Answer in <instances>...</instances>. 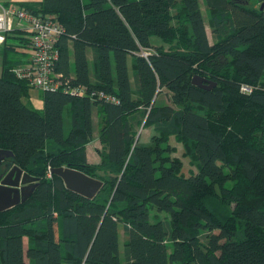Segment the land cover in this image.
I'll return each mask as SVG.
<instances>
[{
    "label": "trees",
    "instance_id": "1",
    "mask_svg": "<svg viewBox=\"0 0 264 264\" xmlns=\"http://www.w3.org/2000/svg\"><path fill=\"white\" fill-rule=\"evenodd\" d=\"M203 1L212 42L200 0L20 2L65 27L54 67L61 80L119 102L60 88L41 90L43 108L32 107L25 101L32 86L12 71L30 57L29 39L18 30L7 35L0 150L39 185L0 212V264H264L262 0ZM195 75L216 85H195ZM163 91L169 99L157 103ZM94 108L98 164L86 151ZM143 122L156 132L148 144L135 142ZM170 135L196 166L188 175ZM60 166L104 187L92 200L70 191L52 172Z\"/></svg>",
    "mask_w": 264,
    "mask_h": 264
},
{
    "label": "built area",
    "instance_id": "2",
    "mask_svg": "<svg viewBox=\"0 0 264 264\" xmlns=\"http://www.w3.org/2000/svg\"><path fill=\"white\" fill-rule=\"evenodd\" d=\"M15 30L29 39L32 52L27 62L12 69L18 79L27 81L42 91L63 88L73 96L89 95L109 102H119L113 94L89 91L85 85L73 86L68 79L61 80L62 75L56 73L54 67L59 59L57 41L64 35L65 27L54 16L37 15L17 1L0 3V48L7 35ZM143 54L147 56L148 52Z\"/></svg>",
    "mask_w": 264,
    "mask_h": 264
},
{
    "label": "water",
    "instance_id": "3",
    "mask_svg": "<svg viewBox=\"0 0 264 264\" xmlns=\"http://www.w3.org/2000/svg\"><path fill=\"white\" fill-rule=\"evenodd\" d=\"M261 9H264V0L261 2ZM193 84L202 88L212 89L216 83L207 78L195 75ZM6 152L0 150V154ZM9 159V166L4 176L0 178V212L11 209L20 203L27 201L39 185V177L30 175L20 166L14 164L12 152H6ZM52 172L58 176L65 187L87 199H94L104 187L105 182L100 178L93 177L82 170L70 166L53 168Z\"/></svg>",
    "mask_w": 264,
    "mask_h": 264
},
{
    "label": "rangeland",
    "instance_id": "4",
    "mask_svg": "<svg viewBox=\"0 0 264 264\" xmlns=\"http://www.w3.org/2000/svg\"><path fill=\"white\" fill-rule=\"evenodd\" d=\"M10 1H17V2H27L28 0H0V3H5V2H10ZM253 2H256V0H253ZM205 7H203V11L206 14V10H204ZM204 14V18H205V22L207 23V30H208V35L211 41H213L212 38V32H211V24H210V20H209V16L208 14L205 15ZM155 40L160 42L161 40L157 37H155ZM30 50V49H29ZM129 71H130V75H131V79L134 78L135 75V69L131 67V64L129 66ZM0 74H1V65H0ZM29 99H26L25 101L27 103H29V105H31L34 108H38L41 109L43 108V100H42V96H41V90L33 87L30 90V96L28 97ZM169 99V95L166 94L165 91H163L159 96H158V101H163V102H167ZM95 111H97V109H94ZM94 137L93 140L91 142H94L92 145L93 147L91 148V153H90V158L91 160L94 159V156H96V151L98 150V148H101V144H100V139H99V135H98V126H97V122H98V117L94 116ZM64 125H65V133H68L69 128L71 126V121H70V116L68 114V111L65 112V117H64ZM156 134L153 126H148V125H144V122L139 126L138 128V134L136 137V141H139L142 144H148L150 143L151 139L153 138V136ZM99 140V141H98ZM169 140L172 144V146H174L175 148V155L178 156L179 158L182 159L183 161V172L188 175L190 172L195 171L196 170V166L192 160V158L188 157L185 155V150H184V145L183 143L178 139V137H176L175 135H170L169 136ZM124 232L122 230V227H120V246L121 249L123 248V242H124ZM170 264H177V263H170Z\"/></svg>",
    "mask_w": 264,
    "mask_h": 264
},
{
    "label": "crops",
    "instance_id": "5",
    "mask_svg": "<svg viewBox=\"0 0 264 264\" xmlns=\"http://www.w3.org/2000/svg\"><path fill=\"white\" fill-rule=\"evenodd\" d=\"M29 1H39V0H28L27 2H29ZM200 4H201V9H202V11H203V7H205V4H204V1L203 0H200ZM204 10H206L207 11V9H206V7L204 8ZM203 14H205L204 13V11H203ZM206 14H207V12H206ZM205 14V15H206ZM206 28H208V26H207V23H206ZM208 31V30H207ZM158 42V41H157ZM212 42V41H211ZM159 43V42H158ZM31 54H32V52H31V50H30V56H31ZM87 54H88V59H89V66H90V69H91V74H93L94 73V62H93V51H92V49L91 48H89L88 49V52H87ZM130 64H131V67L132 68H134V66H133V57L132 56H130L129 57V66H130ZM134 77H135V75H134ZM132 81H134V78L132 79ZM95 109V108H94ZM66 111H68V110H65V112ZM68 114H69V111H68ZM64 116H65V113H64ZM69 116H70V114H69ZM93 116H98V113H97V111H93ZM94 119H95V117H94ZM70 121H71V117H70ZM97 126H98V122H97ZM99 141V140H98ZM100 142V141H99ZM94 142H90V143H88L87 145H86V151H87V157H88V161L90 162V163H94V164H98V163H100V155H99V153L96 151V156H94V159L93 160H91V158H90V153H91V148L93 147V144ZM101 144V143H100ZM146 144V143H145ZM25 240L27 241V238H25Z\"/></svg>",
    "mask_w": 264,
    "mask_h": 264
},
{
    "label": "flooded vegetation",
    "instance_id": "6",
    "mask_svg": "<svg viewBox=\"0 0 264 264\" xmlns=\"http://www.w3.org/2000/svg\"><path fill=\"white\" fill-rule=\"evenodd\" d=\"M6 155V152L0 154V178L4 176V173L10 164L9 159L6 158Z\"/></svg>",
    "mask_w": 264,
    "mask_h": 264
}]
</instances>
